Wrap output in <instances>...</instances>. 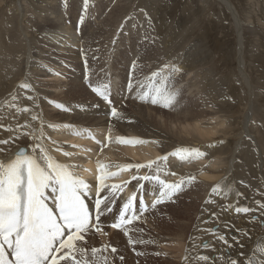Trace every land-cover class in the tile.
Segmentation results:
<instances>
[{
  "label": "bare ground",
  "instance_id": "obj_1",
  "mask_svg": "<svg viewBox=\"0 0 264 264\" xmlns=\"http://www.w3.org/2000/svg\"><path fill=\"white\" fill-rule=\"evenodd\" d=\"M39 1L46 2V4L42 6L38 4L36 9H29V6L35 5ZM71 1H74L73 4L75 5L83 2V0ZM30 2L29 0H0V123L5 126L10 125L14 129L10 132L0 128V140L16 137L8 144H0V149L4 150L0 152V159L7 161L20 147H25L27 152H32L37 141L31 133L36 130V136L41 134L39 131L41 121H43V136L39 143L48 150V153L53 155H55V148L68 149L73 152L72 144L77 143L75 139L71 138L70 132L72 130L66 129L63 127L64 125H72L76 130L90 129L95 133H99L101 130L109 131V125H111L112 137H140L150 141H159V144L148 143L138 146L109 143L101 151L99 157L100 161L110 165L146 163L148 160L171 153L179 147H199L202 151L208 153L207 157L201 158L199 161L181 162L175 156H169L167 162L159 161L163 179H169L168 181L173 182L177 178L180 179L185 171H190L193 174H199V180H202V182L199 180L193 181L194 183L186 188L183 194L177 196V200L183 198V200L181 199L182 203L178 205L179 210H175L173 207L167 215L159 216L160 218L156 217V223L148 220V224L153 229L151 232L144 234L143 238L146 241H152L151 247L147 243L139 245L135 258L131 257L128 249H122L120 256L123 257V260L115 261L117 253H114L113 261L115 264H197L196 258L198 255H207L212 259L220 255L227 258L230 254L232 258L237 259L238 264H245L256 245H264V208H260L259 203H257H264V100L258 104L257 101L252 99L256 94L249 85V75L245 73L247 64L244 58L243 38L245 23L238 18V13L229 0H219V3L231 15L235 27L236 71L238 75L235 74L232 78L235 77V81L245 85V104L242 108L243 113L240 114L238 120L228 115L224 117L217 115L218 111L213 106V110H215L212 114L209 113L210 118L214 119L213 121L210 119L211 122H204L202 121L203 118L194 119L187 112L188 110L180 112L183 118L182 121L179 113L175 112V110H179L177 107L171 109L174 111L164 109L166 110V114H164L162 111L157 113L149 109L148 103L145 106L146 112L142 110L137 111L139 112L138 115H130L124 110L122 102L117 100L121 90L117 88L114 91L115 83L113 82L109 83V85L114 86L110 88V93L113 95V105L121 115L118 117L110 116L108 114L109 105L102 98L99 100L98 97L100 96L92 92V87L89 86H93L94 83L89 67L91 62L88 60L89 44L86 41L89 36H93V33L89 31V27L86 24H76L75 19L65 20L67 16L65 18L62 16L61 7L57 6L59 4L58 0H30ZM151 3L150 1L149 4ZM111 14L109 12L106 16L110 17ZM142 16L148 17L149 21L153 20L154 22L160 18V15L158 16V13H155L154 9L151 10L149 6L148 13ZM100 18L102 21L104 20V17ZM158 20L156 22L157 31L160 32L161 28L168 30L162 27ZM141 21L144 23V20ZM101 27L104 28V23L103 25L98 24L95 29ZM38 30H42L41 33L45 34L41 36V39L36 38V35H34V32H39ZM105 33L107 32L105 31ZM48 36L50 39H47ZM38 41L41 42L40 45L37 44ZM80 41L82 42L80 43ZM71 44H73V47L76 45L77 50L70 48ZM128 45H119L121 55L125 52V47L129 48ZM133 49L134 47L127 50ZM191 54V50L189 54L186 50L181 57L186 59L187 55ZM165 56L167 57L159 62L160 66L163 67L166 64L178 66L183 69L180 75L178 74V79L181 78L187 65L184 62V64H181L182 59L179 55L175 59L172 54L163 55V57ZM161 57L158 58L161 59ZM68 62L73 66L71 72L65 69ZM122 62H118L116 66H121ZM122 66L129 69V75L132 71V62L126 59V63ZM154 66L157 67L158 64L155 62ZM195 69L197 70V68ZM154 70L156 69L154 68ZM196 70H194V73ZM62 71H66L67 75H63ZM57 73H59L58 76ZM96 79L98 77H95L94 81ZM206 80L207 82L210 81V77L209 80L207 78ZM195 81L197 80L195 79ZM21 82L29 83L31 88H21L19 86ZM174 82L177 81L174 80ZM101 85L103 84H96L93 87ZM216 86H210L212 90L211 88L207 91L205 89L204 92L206 95L213 93L212 95L221 102L225 97L223 94L218 97L217 93L221 88ZM203 88L205 87H201V89ZM29 96L34 97V100H29ZM13 97L17 99L13 100ZM57 103L63 104L70 111L58 108ZM10 105H16V107H10ZM23 107L31 108L32 112L17 113L16 109ZM137 108H142V106L140 107L139 104ZM32 114H36L39 119L32 120ZM49 124H55L58 127L52 128L49 127ZM17 125L24 127L17 128ZM236 127H238L236 146L229 156H225L223 150L218 147V143H216L218 140L216 139L219 137L220 132L226 135L231 132L232 128L234 130ZM26 133L28 135H25ZM209 143H214L215 146L209 149L206 147ZM90 147L94 149L92 145ZM77 149L79 151L74 152L75 154H80L83 151L80 147H77ZM36 153L39 154V149H36ZM86 156L88 158L91 154L86 153ZM201 168H203V171H201ZM140 172L149 173V169L142 168L138 172L135 169H130L123 171L122 175L126 177ZM172 173H175V175H172ZM217 183L221 184V190L213 192L212 189ZM146 188L153 190V186L148 182ZM237 193L240 195L238 196ZM227 205H233V207L226 208ZM237 206L248 207L252 211L249 213H236L235 207ZM213 213L216 215H212ZM151 214V212L144 213L141 218L145 219L147 216L150 217ZM255 217L256 219H252ZM213 225H217L216 229L218 231L216 233L207 231L212 229ZM238 229L246 230V232H238ZM106 230L107 228H102L99 231L101 243L108 246L111 243L109 239H115L113 242L116 245L123 242L115 237L117 236L115 233L118 231H111L112 233L107 235ZM168 234L171 236H165ZM220 234L228 238L231 252L223 242L215 238ZM233 236L238 237L240 244L244 245L243 248L233 242L231 239ZM86 242L89 246L92 243V247L93 243L96 244V240L92 236ZM203 243H208L210 247L205 249ZM155 244L158 248L161 246L163 249L162 252L157 250L160 251L159 255L165 253L175 256L168 257V259L159 258L154 248ZM145 246L147 250L151 249L148 253L145 251ZM85 249L90 260L96 261L97 255H103L102 250L93 256L88 248L85 247ZM138 253H142V255H138ZM239 253H245V255L240 256ZM109 257L111 258L110 254ZM102 261L105 262V260H100L99 263L101 264ZM199 264H206V262H199ZM217 264H223V261H217Z\"/></svg>",
  "mask_w": 264,
  "mask_h": 264
},
{
  "label": "rangeland",
  "instance_id": "obj_2",
  "mask_svg": "<svg viewBox=\"0 0 264 264\" xmlns=\"http://www.w3.org/2000/svg\"><path fill=\"white\" fill-rule=\"evenodd\" d=\"M58 1L59 4L57 6L61 7V12L63 13L62 16L64 18L67 16L65 20L75 19L76 24L78 23V25H82L79 23V18L81 15H85V21L83 24H86L89 27V31L93 33V36H89V38L86 40L89 44L88 60L91 62L89 67L92 72L94 82L93 86L96 84L104 85L111 82L115 83V87L110 84V88L114 87V91H116L117 88L121 90L117 100L122 102L124 110L130 115H138L139 112L137 111L145 110L147 103L149 104V109H152L157 113L162 111L164 114H166V110H164L165 108L159 105H152L150 102H145L138 99L137 92L138 90H142L139 89L140 84L146 85L148 83L147 78L152 72L163 68L160 66L159 62L167 57H163V55L169 54H172L174 59L179 55L182 59L181 64L185 63L188 66L185 67V69L188 71L184 69L185 71H183V76L179 79L178 77L181 72L176 73L174 80L177 82L173 81L175 88L180 92L178 103L179 106H176L179 110H175V112L179 113V117L182 121L183 118L180 112L188 110L187 112H189L190 116L194 119L203 118L202 121L211 122V120L213 121L214 119L210 118L211 115L209 113L212 114V112L215 110H213V106L216 108V111H218L217 115H222L223 117L228 115L229 117H235L238 120L240 114L243 113L242 108L245 104L244 99L246 97L245 85H242L239 81H235V77L234 79L232 78L235 76V74L238 75L236 71V31L231 15L228 13L225 7L219 3V0H89L87 13H84L83 2L75 5L73 4L74 1L67 0V7H65V0ZM150 1L152 2L151 4H149ZM229 2L233 5L236 12L238 13V18L245 23L243 33L245 48L244 58L245 63L247 62L245 73L246 75H249V85L251 90L256 94V96L252 99L260 104L264 100V0H229ZM32 3L34 4V1ZM38 4L42 6L46 4V2L39 1L38 3H35V5L29 6V9H36ZM148 6L151 10L154 9V12L158 13V16L160 15L159 20H157L161 23L162 27L168 30H163L161 28L160 32H158L156 28L157 20L156 22L153 20L149 21L148 17L142 16L145 13H148ZM109 12L112 14L110 17H107L106 14ZM100 17H104V20L102 21ZM141 20H144V23H142ZM100 23L102 25L104 23V28L101 27L99 29H95ZM38 31L39 32H34V35H36V38L41 39V36L45 34L41 33L42 30ZM105 31L107 33H105ZM145 36H147V39H145ZM47 39H50V37L48 36ZM81 42L82 41H80V43ZM37 44L40 45L41 42L38 41ZM121 44H129V48L134 47V49L127 50L129 48L125 47V52L122 51L123 54L121 55V49L119 50L118 48ZM70 48L77 50L78 47L76 45L73 47V44H71ZM186 50L188 54L191 50L192 54L187 55L188 57L184 59L181 57V55ZM155 52L158 53L155 54ZM158 57H161V59ZM126 59L130 60L131 62L137 60L136 62L138 63V66L134 70L135 73L132 70L130 72L131 74L129 73L128 75L129 69L123 68L122 64L126 63ZM122 60L125 61L122 62ZM96 62L98 66L96 65ZM118 62H122L121 66H116ZM155 62L158 64L157 67L154 66ZM154 68L156 70H154ZM195 68H197V70L198 68L201 70L197 71ZM65 69H68L66 71L71 72L73 70V66H71V64L68 62V66H66ZM194 70H196L195 73ZM66 71H62L63 75L65 76L67 75ZM164 71L166 73L168 70L165 69ZM196 74H199L200 76H197ZM130 75L133 78L132 91L128 90ZM95 77H98L96 81H94ZM209 77L210 81L207 82L206 78L209 80ZM194 78L197 81H195ZM214 85H217L216 87L221 88L218 90V97L221 94H223L225 97L223 100H221V102L212 95L213 93L206 95L204 92L205 89L207 91V89L209 90L211 88L210 86L213 87ZM203 86L205 88L201 89ZM112 96L113 95L110 93L111 99ZM101 98L102 97H98L99 100ZM139 104L140 107L142 106V108L138 109L137 107ZM208 104L212 107L210 108ZM130 109L134 111H131ZM256 119L258 120V118ZM237 132L238 127L234 128V130L232 128L231 132L226 135L222 134L221 132L219 133V137H217L216 140L224 141V143H218V147L223 150V155L229 156L233 152L234 147L236 146ZM76 149L77 147H73V151ZM63 150L69 151L68 149ZM76 155L78 156V154ZM181 168L183 167L181 166ZM185 172L188 173L186 174ZM185 172L180 176V179L183 178V176L184 179H186L188 175L193 174L190 171ZM162 175L163 173L161 176ZM193 175L196 176V180L200 179L198 176L199 174ZM178 179L179 178L173 182H176ZM166 180L168 181L169 179ZM199 181L202 182V180ZM192 183H185L182 190L173 197L172 201H165L163 204L158 205L155 210L149 209L147 212L152 213L150 217L147 216L145 219L140 218L139 220L133 221L131 226L127 228L128 235H125L123 229L115 233L117 236H114L118 237L120 241H123L118 245L113 242L115 239H109L111 241L109 244L112 247L110 245L106 246L105 243H101L100 233H93L91 231L89 236L86 235V239L91 236L93 239L95 238L96 244L93 243V247L97 245L94 248H99L100 252L102 250L103 255H97L96 261L90 260L88 258L89 263L100 264V260H105V262L102 261L101 264H115L113 261V256L117 253L115 261H119L121 257L120 251L125 248L128 249L129 254L131 253V257L135 258L136 251H138L139 245H141V243L130 244L129 236L134 241H146L143 238V235L151 232L153 229V227L148 224V220H150L152 223H156V217L160 218L163 215H167L169 211H172L173 207L175 210H179L178 205L182 203L183 198L177 200V196L183 194L185 189L189 188ZM193 204L195 205V202ZM252 219H256V217ZM261 224L263 223L261 222ZM216 228L217 225L212 226V229ZM106 231L108 235L109 233L117 230L107 229ZM165 236L170 237L171 235L169 236L168 234ZM147 244L151 247L152 241L148 242ZM84 246L91 252V249L93 248L92 243L89 246L88 242H86L84 243ZM112 248H115L117 251L112 252ZM154 248L157 253L160 251L162 252L163 250L161 246L158 248L157 245ZM150 250H147L145 246V251L147 253ZM109 254L111 255L112 259L109 257ZM85 256L82 258L85 259ZM174 256L175 255L161 253L159 258L161 257L162 259H168V257L172 258Z\"/></svg>",
  "mask_w": 264,
  "mask_h": 264
},
{
  "label": "snow or ice",
  "instance_id": "obj_3",
  "mask_svg": "<svg viewBox=\"0 0 264 264\" xmlns=\"http://www.w3.org/2000/svg\"><path fill=\"white\" fill-rule=\"evenodd\" d=\"M67 7V0H65ZM89 0H83L84 13H87ZM85 15H81L79 23L83 24ZM147 39V36H145ZM137 62H132V70L137 67ZM165 69L168 71L165 73ZM176 65H164L162 69L152 72L147 78L148 83L140 84L137 92L138 99L150 102L152 105H159L165 109H174L179 103L180 92L173 84L175 74L181 72ZM59 75V73H57ZM23 89L31 88L27 82H21L19 85ZM92 87V91L97 93L109 105L112 104L110 97V85ZM128 90H133V78L130 75L128 82ZM17 99L13 97V100ZM29 100L34 97L29 96ZM58 108L64 111H70L63 104L57 103ZM16 107V105H10ZM83 107V106H78ZM17 113H31L29 107L17 108ZM111 115L118 117L121 114L115 107L111 108ZM32 120L39 117L32 114ZM43 121H41L40 135L36 136L33 130L31 135L37 141L33 147L32 153L29 154L24 148H19L14 157L8 161L0 159V264H89L87 260L78 259L86 255L85 247L81 246L85 241L88 232L95 228L97 232L101 229L97 226L101 217L105 212L111 213L110 205L115 203L116 196L124 191V187L131 181H122L121 183H107L110 177H116L120 172L135 169L137 172L142 168L149 169V173L142 176L133 175L131 180L137 181L138 190L145 192V185L142 182H148L153 186L150 193L154 196L151 201V208L155 210L158 205L165 201H172L173 197L179 193L185 183L191 184L197 178L195 175H189L186 179L182 178L176 182H169L161 178L162 168L159 161L167 162L169 156L178 157L181 162H196L201 158L207 157L208 153L202 151L199 147H179L171 153L164 156H158L155 159L148 160L146 163H125L110 165L97 160L98 169L97 180L99 182L96 188L95 199V217L89 210L86 196L92 191L91 185L80 175L75 169L82 167L78 163H61L52 157L46 148L39 143L43 136ZM24 127L17 125V128ZM49 127L56 128L58 125L49 124ZM66 129H71L72 134L81 135L87 132V137L96 141L98 145L107 147L106 143L96 139L95 135L88 129L76 130L72 125H64ZM0 128L6 131H14L10 125L0 124ZM112 126L109 125V133L106 136L108 143H117L120 145L138 146L148 143L159 144L156 140H146L140 137H127L111 135ZM25 135H28L27 133ZM16 137L0 140V144H8ZM216 143H224L223 140ZM214 143L206 145L211 149ZM72 147H81L80 145H72ZM39 149V155L36 154ZM0 149V152H3ZM90 149L85 148V152ZM64 156L73 157L76 154L72 152H64ZM87 158V157H84ZM116 167L117 171H110L111 167ZM90 171V169H85ZM203 171V168H201ZM175 175V173H172ZM51 189L53 206L50 207L46 200V190ZM221 190V184L217 183L213 187V192ZM102 191H107V195L100 197ZM239 196L240 194L237 193ZM137 194L134 192L125 202L119 212V216L115 222L111 223L114 229H123L125 235H128L127 225H131L133 221L139 220L141 216L148 211V205L145 203L143 195L139 198L138 209L135 206ZM259 203L260 208H264V203ZM103 205V208L101 207ZM226 208H232L233 205H227ZM137 211L139 215H137ZM252 209L248 207H235L236 213H249ZM212 215H216L213 213ZM95 220V223L93 222ZM212 233H216L217 229H209ZM238 232H246V230H237ZM218 241L223 242L231 252L228 238L220 234L215 237ZM233 242L239 244L238 237H231ZM150 241L137 240L134 241L129 236V243H148ZM203 247L208 249L210 245L204 243ZM100 250L92 248L91 253L95 256ZM112 248V252H116ZM159 253H157L158 255ZM259 254V255H258ZM142 255V253H138ZM240 256L245 253H239ZM123 260V257H120ZM187 259V257H185ZM197 264L206 262V264H217V261H223V264H238L237 259L232 258L229 254L227 258L224 255L210 259L207 255H198ZM245 264H264V245L257 244L252 250V254L248 256Z\"/></svg>",
  "mask_w": 264,
  "mask_h": 264
}]
</instances>
